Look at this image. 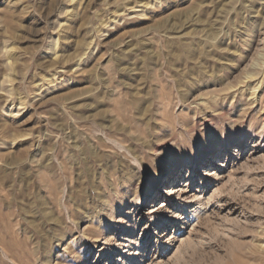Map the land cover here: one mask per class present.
<instances>
[{
  "label": "rangeland",
  "instance_id": "1",
  "mask_svg": "<svg viewBox=\"0 0 264 264\" xmlns=\"http://www.w3.org/2000/svg\"><path fill=\"white\" fill-rule=\"evenodd\" d=\"M217 137L159 232L126 190ZM69 259L264 264V0H0V264Z\"/></svg>",
  "mask_w": 264,
  "mask_h": 264
},
{
  "label": "snow or ice",
  "instance_id": "2",
  "mask_svg": "<svg viewBox=\"0 0 264 264\" xmlns=\"http://www.w3.org/2000/svg\"><path fill=\"white\" fill-rule=\"evenodd\" d=\"M226 140H221L217 137L214 142H200L193 146V151L189 152L187 148L181 146V150L176 152L174 149H164L163 155L155 161V167L149 168L144 166V175L139 186V197L133 195L132 189L137 188L135 177L130 188L127 189L128 199H138L140 202V209L147 208L149 213H156L152 217L156 221L155 227L159 232L164 233L168 225L174 223L167 213L175 216L182 208L178 203L176 193L181 192V184L174 182L177 172L183 175L184 172L195 173L201 168L208 167L216 153L224 147ZM210 170V168H209ZM139 175V174H137ZM186 191V189H184ZM171 197V198H170ZM129 207H132L129 205ZM159 209H164L160 212ZM148 221H144L147 226ZM159 239L161 246L163 245L162 237H153L151 230L145 234L143 243L148 248L153 247V240ZM68 264H75L71 259Z\"/></svg>",
  "mask_w": 264,
  "mask_h": 264
},
{
  "label": "bare ground",
  "instance_id": "3",
  "mask_svg": "<svg viewBox=\"0 0 264 264\" xmlns=\"http://www.w3.org/2000/svg\"><path fill=\"white\" fill-rule=\"evenodd\" d=\"M139 251L140 249L137 247L136 250L128 252V259H134L136 256H138ZM109 254H112V252H109Z\"/></svg>",
  "mask_w": 264,
  "mask_h": 264
}]
</instances>
